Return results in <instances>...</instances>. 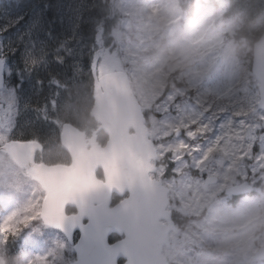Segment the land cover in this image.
Instances as JSON below:
<instances>
[{
	"label": "rangeland",
	"instance_id": "rangeland-1",
	"mask_svg": "<svg viewBox=\"0 0 264 264\" xmlns=\"http://www.w3.org/2000/svg\"><path fill=\"white\" fill-rule=\"evenodd\" d=\"M29 1L30 2L28 3L27 8L22 7L20 8V11L17 12H14L11 5L4 2L0 3V24L1 32H5L2 34V39H4L8 44L15 40H20L23 42L21 46L24 48V53L26 50V52L31 55V46L33 42L30 39V34L32 31L33 33L35 31H39L44 22L36 20L38 12L41 11V4L39 3L40 0H37L39 5L33 4L31 0ZM46 2L49 6L51 4L53 5V9L49 10L50 18H55L56 13H60L61 17L63 12L67 15L70 14L72 16V21H68L67 26L70 28L72 27L75 30V24L78 20V9L81 7V4H78L75 0H47ZM147 3L148 2L146 0H116L114 2L115 8L120 9L124 14L127 12H129V14L126 15L125 20H122L119 25V28L122 30L121 33L123 34V42L119 43L122 54L119 55L118 51L112 53L113 50L106 47L103 58H109V65H114V60L116 58H120L122 63L129 61L128 54L125 53L124 50H128V53H130L133 61H135V59L138 58L137 53L142 54V52L153 43V39L150 36L153 31V25L152 21L147 18H151L153 14H156L159 20H164L168 24V49L170 50L169 53L174 54L176 61L174 66L177 64L182 65L188 63V66H185L181 70L182 72L179 76L184 75L191 85L196 83L205 85L207 91L202 92L203 99H205L204 95H207L208 92H215L219 98L229 96L228 91L232 85V81L228 75L229 62L236 63V59L233 51V44L229 42L227 46L221 45V33L223 30H231L233 22L219 21L217 28L212 30L206 38L202 36L205 26L212 21V15L219 18L220 13H207L203 15L202 18L195 24H189V31L191 32L192 39L202 40L200 50L210 51V53L215 55L217 58L215 70L212 72L213 66L211 65V68H208V65L211 64L210 60H196V62H193L188 58L185 52L181 53L182 50L175 44L174 40L177 38L176 33L177 30H179L178 22L181 16L178 13L169 10L168 4L163 3L160 0H152L149 8L146 7ZM140 8L146 9L141 16L138 15L140 13ZM29 9L32 10L28 12ZM45 10H47L46 6ZM26 12L29 13L30 17L28 16V18L20 21L18 28L14 32H11L8 29L11 24L10 21L23 17ZM133 17L134 21L129 23V20ZM34 22H36V24ZM187 22L188 19H186V24ZM2 42H0V44ZM36 42L37 44L44 46V52L50 47L49 43H46L45 40H41L38 37V34L36 35ZM153 44H156V42ZM72 49L73 56L78 59V62L76 61L78 65H82V61L86 56L91 59L94 56V54H92L93 47H88L83 40L75 42ZM192 50L198 51L199 46L192 47ZM143 56L146 61L135 65L132 69V75L135 85L142 96L144 106L147 108H153L154 110L152 115L153 128L151 132L154 139L161 140V154L170 153L175 164L178 166H184L188 157L191 156L192 164L204 166L203 170L217 171L223 178V181L214 188L213 193L202 194V190L197 188L196 190L199 193H194V196L186 198L184 204H180V208L182 210H185L186 208L194 212H197L198 210L201 211L205 205H208L211 198L221 190L224 184L235 179V173L238 175H245L248 168L245 158L250 155V146L255 141L258 135V130L260 127H264V110L255 115L260 120V122H258L251 119L249 116L236 119L228 109L226 103L222 101L211 106V109L215 108L216 113H213L212 110L207 111L209 106L204 105V107H201L199 104H202L200 103L203 102L202 100L198 103L187 102L186 99L180 100L181 102H179L177 97L184 93V87L176 86L174 90L166 91L164 90L165 87L162 83V73L156 74L162 65L164 59L163 56L158 53L155 54L151 60L149 55ZM79 69L80 70L76 71L75 79L76 82H78V87H80V92L83 93L82 76H84V71L82 68ZM50 70L53 71V69ZM54 71H59V69ZM206 73H208V76H206ZM236 77L237 75L235 72L232 75V78ZM209 78L211 81H208ZM49 83L54 86L55 90H51V88L47 86L45 88H41V91L37 95L35 92L28 93L26 89L25 96L28 99L29 97H31V99H43L50 93V98L47 100V109L48 112H52L55 115H47V109L41 111L39 114L36 108L31 107L34 114L33 118L35 120L38 118H44V120L50 121L54 126L58 127L61 119L72 115V107L69 103H67V101H61L60 97L59 99H54L57 88H62L63 86H61V84L56 80L53 82L49 81ZM76 93H79L78 90ZM1 97L4 102V109L2 110L3 119L0 123V144L6 141L9 137V132L12 128V117L15 115V110L19 108L16 103L14 90L11 86L4 88L1 92ZM208 101L210 102V100ZM8 103H11L10 109L6 107ZM249 103L252 104L251 101H249ZM21 109H24L23 105ZM222 123L225 125L223 132L220 130V125ZM191 124H196V127H192ZM181 128H185V133H182L179 137H175L174 132ZM41 129H46L47 131L45 133L49 134L50 137H56L54 130L50 126H46L45 124V126ZM204 132L210 133L205 136ZM201 139L204 141H201ZM260 141L261 145H264L263 132L260 133ZM50 150L52 149L50 148ZM214 150L219 151L218 157L208 161L210 153ZM261 157H264V152L260 151L255 158L257 161L255 165L256 168H262L264 166V159ZM0 162H5L7 165L11 164L10 162L7 163L2 155H0ZM5 173L6 171H0V175L4 176ZM14 173V178L23 182H29L25 173L19 169L15 168ZM15 186L21 188L22 185L18 183L12 185L10 184L9 188L13 190L14 194L18 189ZM183 189L184 182L181 180L177 184V191L175 193L181 194ZM15 203L16 199H13L7 212H15ZM38 203L39 198L36 194L32 207L36 208ZM4 217L11 221V227L9 226L7 230H13L12 228L18 220L27 219L30 221L34 216ZM240 220V231L238 232L237 237L233 239L234 244H237L235 248V255L232 257L227 256V259L223 264H245L246 260L249 259L247 258L249 254L256 249L258 244H261V242L264 241V197L253 203V212L251 217L240 218ZM248 224L249 226L247 227ZM204 228L205 231H201L200 229H191L189 232L173 236V242L170 250L168 251L173 264H220L221 259H218L216 256H213L212 259L209 258L211 256L210 251H203L199 253L197 257L187 253L189 246L195 244L197 238L200 243V241L206 237V226ZM258 230L262 231V235L259 236L257 241L258 244L255 246L252 243V236ZM54 239L65 247L64 241L61 238L55 237ZM33 242L34 240L30 237L26 241L21 242V244L22 246H28ZM227 248L228 245H225L223 250L227 251ZM51 249H53V246H50V250ZM203 256L206 258L201 260ZM58 260H61L60 264H62L64 256L62 259L59 257ZM0 264L3 263L0 261Z\"/></svg>",
	"mask_w": 264,
	"mask_h": 264
},
{
	"label": "water",
	"instance_id": "water-1",
	"mask_svg": "<svg viewBox=\"0 0 264 264\" xmlns=\"http://www.w3.org/2000/svg\"><path fill=\"white\" fill-rule=\"evenodd\" d=\"M255 54L256 68L254 71L262 81L261 93L264 97V40L256 47ZM3 73L4 59H0V89L4 81ZM95 98L96 105L93 114L98 121L103 123L111 139L106 147L94 148L87 153L84 150L83 139L78 133L71 129L64 131L63 141L65 147L72 153L74 166L53 169L35 166V169L33 167V151L31 150L34 143L31 142L9 143L5 149L20 165L28 166L30 173L42 183L47 191L45 205H52L50 209L53 212L60 214V211L64 210L66 202L69 201L80 208L79 216L69 218V220L77 218L82 222L85 217L90 220V223L82 228L83 237L78 249L90 246L94 240L100 239L101 235L109 229L108 225L122 223L127 233L126 240L116 243L115 246L106 247L101 255L90 252L85 257V264H112L119 256L127 258L125 264H164L161 247L165 238L159 235L157 237L159 231L157 228L153 229L154 223L151 216L153 214L164 216V213L161 214V208L165 201L157 199L160 198L158 190L147 178L146 163L134 158H128L125 161V158L130 154L127 151H131V148L137 149V152L147 151L148 144H150L146 131L141 130L142 120L137 116L139 107L131 97L127 85L114 83L111 77L96 84ZM130 128L139 131V133L133 137L129 136L127 131ZM121 160L123 166L120 176L117 178L118 189L124 191L127 188L130 198L108 212L105 205H93V201L81 192L82 183L77 182L71 172L79 170L80 177L82 170L88 169V167L91 169L102 164L106 168H113ZM106 172L111 173V171ZM84 174L88 175V171L86 170ZM76 183L78 184L75 185ZM107 186L109 190L113 189L111 184H107ZM57 192H60L61 196L58 195L54 202L52 196ZM57 203H61V205L53 207ZM64 217L61 214L63 220Z\"/></svg>",
	"mask_w": 264,
	"mask_h": 264
},
{
	"label": "bare ground",
	"instance_id": "bare-ground-1",
	"mask_svg": "<svg viewBox=\"0 0 264 264\" xmlns=\"http://www.w3.org/2000/svg\"><path fill=\"white\" fill-rule=\"evenodd\" d=\"M30 1H25L24 4H23V7H26L28 6V3ZM88 2L91 4L92 8L90 9H86V10H80V12L84 11V12H90L93 8L96 7V5L98 4L97 3V0H88ZM99 7V10H100V13H101V16H103V11L102 9L100 8V6L98 5ZM53 9V5L51 4L50 6V10ZM65 9V8H63ZM78 13V14H79ZM72 16L70 14H65V12L62 13V17L60 16V13H58L56 15V17L51 21V24L53 26H50L48 28H40V30L38 31V37L41 39V40H45L46 43H49L50 47L47 48V50L44 52V55L45 57L49 58L50 62L49 64L47 65V70L48 69H53V70H58L60 72H67V71H72L74 72L75 71V67L73 66L74 64V60L71 58V57H68L66 58L65 60L63 59V55H61V48H60V42L58 38H62V36L65 37V39L67 40H70L71 41V45L73 46V44L77 41H79L78 39V36H79V33L78 31H76V27L79 25V21H80V18H78V20L76 21V24H75V30L71 27H68L66 24L68 21H72ZM102 19V18H101ZM88 22V21H87ZM94 22L91 23V27H92V24ZM88 27H90V25L88 24ZM91 27L88 28V38L87 36L85 37L82 33H80V37L81 39L80 40H83V42H85L88 47H89V44H90V41H91ZM53 33L55 35V38L51 41L49 40V36L50 34ZM88 39L90 41H88ZM52 43H55L57 44L56 46H53ZM69 45V44H68ZM73 50V49H72ZM64 66V68H63ZM83 89L85 90L86 89V82L83 81ZM47 86H42L34 81V80H31L29 81V84H28V87H27V92L28 93H32V92H35L37 95L39 94V92L41 91V88H45ZM78 101H77V104H78V108L76 109V112H80V113H83L84 111V99L82 96H78ZM29 99H31V97H29Z\"/></svg>",
	"mask_w": 264,
	"mask_h": 264
},
{
	"label": "trees",
	"instance_id": "trees-1",
	"mask_svg": "<svg viewBox=\"0 0 264 264\" xmlns=\"http://www.w3.org/2000/svg\"><path fill=\"white\" fill-rule=\"evenodd\" d=\"M238 1V3H240V0H237ZM247 4H249L250 2H251V0H246L245 1ZM240 6V5H239ZM92 8V6L90 5V9ZM240 10V9H239ZM58 13H56L55 14V17H56V15H57ZM78 18H80V23H79V25L76 27V31H78V33H79V36H78V39L80 40L81 39V35H80V33H82L85 37L87 36V38H88V28H90L91 27V23L92 22H97V21H99V20H101V18H103V16H101V13H100V10H99V7H98V4L96 5V7L95 8H93L90 12H84V11H82V12H80L79 14H78ZM88 21V22H87ZM88 24L90 25V27H88ZM62 38H64L65 39V37L64 36H62ZM88 41H90L89 39H88ZM52 45L53 46H56L57 44H55V43H52ZM65 45H67V44H63V46H65ZM90 45V44H89ZM17 49V46H15V45H12L11 47H10V50L12 51V52H14L15 50ZM17 54V53H16ZM69 56H66V55H63V59L65 60L66 58H68ZM9 58H11L10 56H9ZM63 68H64V66H63ZM34 131H36V132H39L37 129H35ZM31 134H35V133H31Z\"/></svg>",
	"mask_w": 264,
	"mask_h": 264
},
{
	"label": "snow or ice",
	"instance_id": "snow-or-ice-1",
	"mask_svg": "<svg viewBox=\"0 0 264 264\" xmlns=\"http://www.w3.org/2000/svg\"><path fill=\"white\" fill-rule=\"evenodd\" d=\"M6 107H8V108L10 109V108H11V103H8ZM224 129H225V125L222 123V124L220 125V130H221V132H223ZM260 151H261V152H264V145L261 146ZM261 158L264 159V157H261ZM0 223H7V218L5 219V221L0 222Z\"/></svg>",
	"mask_w": 264,
	"mask_h": 264
}]
</instances>
